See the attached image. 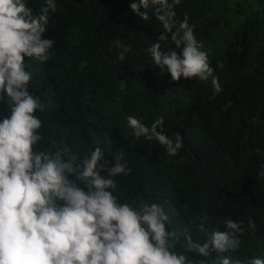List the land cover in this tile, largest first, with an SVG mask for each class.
Listing matches in <instances>:
<instances>
[{
    "label": "trees",
    "instance_id": "1",
    "mask_svg": "<svg viewBox=\"0 0 264 264\" xmlns=\"http://www.w3.org/2000/svg\"><path fill=\"white\" fill-rule=\"evenodd\" d=\"M26 2L36 11L44 0ZM131 2L56 0L44 34L54 41L49 59L25 58L29 91L45 105L35 113L44 137L35 147L65 159L100 147L109 166L122 156L131 171L115 177L114 194L122 203L161 205L168 229L181 237L178 251L185 232L203 242L233 219L244 222L240 250L213 253L207 264L224 255L245 264L264 258V0H180L175 6L177 20L189 18L208 55L222 88L215 98L211 78L176 82L161 73L147 49L162 29L151 11L148 21L137 17ZM116 40L130 48L124 60ZM161 45L175 48L170 38ZM9 114L0 101V119ZM129 115L149 127L163 117L165 134L182 137L177 155L136 138ZM201 221L205 231L198 233Z\"/></svg>",
    "mask_w": 264,
    "mask_h": 264
},
{
    "label": "clouds",
    "instance_id": "2",
    "mask_svg": "<svg viewBox=\"0 0 264 264\" xmlns=\"http://www.w3.org/2000/svg\"><path fill=\"white\" fill-rule=\"evenodd\" d=\"M179 3L133 0L129 7L142 21L151 18V11L162 29L147 49L161 73H170L176 82L211 78L215 98L221 85L189 18L177 20ZM56 10V0H44L36 11L26 0H0V101L10 112L0 119V264H194V257L207 264L213 253L239 251L244 222L233 219L223 222L225 231L213 230L203 242L185 232L178 251L181 237L168 229L169 216L161 205L122 203L114 194L115 177L131 171L122 156L109 166L100 147L69 159L60 151L35 147L44 139L39 131L43 122L35 113L45 105L29 91L32 73L25 58L49 59L54 41L44 34ZM169 38L175 48L162 50L161 42ZM115 46L124 60L129 46L119 40ZM126 120L136 138L156 141L168 156L182 147L179 133L173 140L163 131V117L150 127L133 115ZM259 175L264 176V164ZM249 227L254 229V222ZM196 231H205L203 221ZM212 264L245 262L224 255ZM246 264H264V258L254 256Z\"/></svg>",
    "mask_w": 264,
    "mask_h": 264
}]
</instances>
